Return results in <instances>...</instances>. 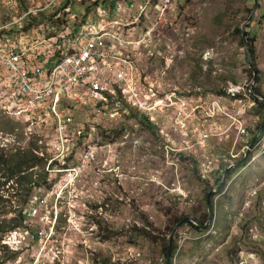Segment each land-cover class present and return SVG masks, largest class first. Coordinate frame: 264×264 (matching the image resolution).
Here are the masks:
<instances>
[{
    "label": "rangeland",
    "instance_id": "374dc122",
    "mask_svg": "<svg viewBox=\"0 0 264 264\" xmlns=\"http://www.w3.org/2000/svg\"><path fill=\"white\" fill-rule=\"evenodd\" d=\"M114 1L107 0L100 6L108 9ZM188 1H178L181 6L190 7L179 10L184 26L176 32L180 41L172 49H184L186 54L175 60L172 69L165 68L162 87L157 80L171 49L166 29L152 33L147 46L125 51L142 54V78L150 80L146 86L163 89L170 82H179L181 85L175 84L186 92L188 104L201 106V113L188 122L191 129L209 131L210 137L199 146L190 136L187 145L195 146L205 157L191 155L184 149L186 138L172 125L176 111L174 117L172 110L165 112L171 116L168 118L161 117L159 112L140 117L127 110L122 117H104L95 123V133L79 138L75 161L68 155L59 159L67 164L50 165L55 156L51 149L53 135L26 136L16 131L24 125L0 110L1 183L10 175L7 161H13L15 156L20 160L33 152L48 160L45 169L38 164L25 170L26 174H34L29 185L19 187L16 183L20 175H15L11 181L15 185L2 189V195L13 204L9 220L18 215L17 210H24L26 218L13 236L22 250L0 243V264H264V142L258 146L259 141L252 142L254 134L264 139V125L258 128L264 124V115L253 100L262 99L264 103V92L262 95L254 90L256 86L264 90V59L259 55L257 42L254 43L261 71V82L257 84L259 73L257 70L255 79L245 43L247 40L251 47L247 38L250 32L264 47V21L253 20L244 37L236 29L248 22L253 0ZM51 2L0 0V48L6 47L7 42L22 49L37 40L38 28L25 29L30 26V15L20 17L27 10L37 16L43 14L37 20L49 21V11L66 2L62 7L72 4L71 13L63 9L58 14L72 24L76 16L80 19L95 8L88 11L92 5L87 1L81 5L78 0H58L55 8L46 10L49 14L37 11ZM259 4L258 12L262 14V0ZM155 16L152 13L145 17L146 24H139L131 35L125 33L126 38H144L146 30L155 23ZM45 31L56 37L62 34L56 29ZM71 34L77 38V33ZM98 77L88 75L85 86L75 87L64 101L85 94ZM148 87L144 90L148 91ZM233 90H237L235 96ZM76 110V123L72 126L80 127L86 121L84 118L83 123L78 122L77 115L83 110ZM158 121L165 124L159 127L155 124ZM93 141L98 146L88 148ZM82 154L92 159L88 165L75 164ZM248 158L256 161L247 166ZM203 161L205 165L200 164ZM24 200L30 206L24 208ZM210 200L217 204V226L215 221L208 226L209 218L204 223ZM55 214L58 230L49 226L48 216L53 218ZM187 221L197 226L202 223L203 232L193 230ZM138 228H146L152 238L141 236ZM39 229H47L42 231V241H49L44 251L39 242H30L26 234ZM205 230L208 231L204 233ZM8 235L0 232V242ZM166 247L169 263H165Z\"/></svg>",
    "mask_w": 264,
    "mask_h": 264
},
{
    "label": "built area",
    "instance_id": "2783aa9c",
    "mask_svg": "<svg viewBox=\"0 0 264 264\" xmlns=\"http://www.w3.org/2000/svg\"><path fill=\"white\" fill-rule=\"evenodd\" d=\"M78 1H87L95 8L94 11L86 12L80 18L84 23L79 28L77 38L70 42L73 53L60 61L47 54L42 59L36 60L32 53L46 43H49L48 47L55 53L53 48L56 47V41L65 36L63 32L53 39V44L39 34L37 40L26 45V49L12 47V43L7 42L6 47L0 48V110L4 115L19 120L24 125L23 129L18 127L16 131H22L26 136H32L34 133L53 135L51 149L55 156L50 163L53 164L68 155H71L75 161L76 150L79 149L78 139L85 134L95 133L97 127L95 123L101 122L108 116L122 117L127 110H132L140 117L152 116L155 112H159L161 117L171 118L165 112L172 110L170 113L172 116L173 111H176V120L172 125L178 134L186 138L184 149L191 155L201 154L200 158H204L205 155L198 152L195 146L187 145V138L190 136L198 141L199 146H203L210 137L209 131L195 127L191 129L188 122L201 113V106L191 107L188 104L186 92L178 88L177 84L181 85L179 82L166 83L168 86L163 89H158L157 85L146 86V82L150 80L142 78L140 71L142 54L139 51H132L133 53L125 51L147 46V40L152 33L166 29V38L171 49L170 56L165 59L166 67L160 70V77L157 80L162 87L165 83L161 80L167 74L166 69H172L175 60L182 59L186 54L184 49L180 51L172 49L180 41L176 32L184 26L180 23L179 10L190 6L179 5V0H115L113 6L103 9L100 4H105L107 0ZM262 1L264 3V0ZM57 5L58 0H52L46 8L37 11L53 9ZM65 11L71 13L72 4H68ZM32 13L36 12L27 10L20 17L24 18ZM152 13H156L155 23L148 31L146 30L144 38L135 41L126 38L125 33L131 35L132 31H137L139 27L137 29L135 27L145 23L144 18ZM59 17L61 16L58 14L56 19ZM144 26L141 29L145 28ZM130 27L134 28L126 30ZM90 74H97L99 77L89 88L85 87L87 92L82 96L74 95L64 101V97L70 95L75 87L85 86L86 78ZM145 87H148V91L144 90ZM235 91L237 90H233V96L236 95ZM77 108L83 110L77 115L78 122L83 123L84 118L86 121L80 127L77 124L72 126V123H76ZM155 124L161 127L165 122L158 121ZM129 135L127 133L125 137L128 138ZM164 135L170 138L169 134ZM262 142L264 139L256 146ZM94 145L95 141L88 148H96L98 142ZM91 160L82 154L76 159L75 164L88 165ZM203 165H205L204 161ZM48 218L49 226L55 229L58 216L55 214L53 218L49 216ZM30 231L26 233L30 242H39V248L41 250L43 248L44 251L49 241H42V231L47 229ZM48 232L45 237L48 236ZM15 234L16 230L10 232L3 238L2 243L13 249L22 250L21 245L15 242L13 237Z\"/></svg>",
    "mask_w": 264,
    "mask_h": 264
},
{
    "label": "trees",
    "instance_id": "16d2710c",
    "mask_svg": "<svg viewBox=\"0 0 264 264\" xmlns=\"http://www.w3.org/2000/svg\"><path fill=\"white\" fill-rule=\"evenodd\" d=\"M66 2H69V1H66ZM66 2H64L60 7L58 6L54 11H49L50 15L52 14L49 21H47L45 19L37 20V17H40L43 14H39V16H37L36 14H31L32 17L29 16L28 22H29L30 26L29 27L27 26L25 29L27 30L28 28H33V27L38 28V31H39L38 35L40 34L41 37H46L47 40H50V44H53V39L56 37V35L55 36L53 34L49 35L48 32L45 31V29H47V30L56 29V30H60L61 32H63L65 34V36L60 37L59 40L56 41V43H55L56 47L53 48V50H55V53H53L51 48L48 47V46H50L49 43H46L43 46H41L40 48L33 51L32 55H33L34 59L40 60L44 57L45 54H47V55H50L52 58H55L57 61H60L65 56H68L69 54L73 53V50L70 46V42L74 39V36L71 34V31L73 34L78 33L79 28L84 23V20L80 21V19L77 17V18L72 19L74 21V23L70 24V21L67 17L62 16L58 19H55L57 17L58 13L61 10L65 9L67 7V5L69 4V3H67V5L65 7H62ZM80 4H81V2H80ZM92 8H93V6H90L88 8V11ZM257 9H258V4H257ZM41 12H46V10L41 11ZM52 12H54V13H52ZM49 13H47V14H49ZM44 15H46V14H44ZM85 19H86V16H85ZM255 19H256V17L253 20H255ZM250 24L248 25V28L250 27ZM70 25L73 27L71 30L69 27ZM64 28L66 30L69 29V31L65 32L66 30H62ZM236 33L242 34V28H237ZM247 38H248L249 42L251 43L250 50L252 53L253 63H254V65H255L256 69L258 70V73H259L258 74L259 80L257 81V84H260V82H261L260 81L261 71L258 69L257 58H256V48L254 45V43H256V40L254 38H252L250 32H247ZM241 41L242 42L244 41L243 37L241 38ZM254 90L257 93L262 94L260 86H256L254 88ZM253 100L255 102V105L260 106L257 110L260 112V114L262 113L264 115V112H262L264 110V103L261 102L260 100H258L257 98L256 99L254 98ZM263 125L264 124H260V126L258 128H261ZM104 134H105L104 136H108V134H106V133H104ZM256 136H257V134H254L252 136V138H256ZM252 142H254V140H252ZM13 156H15V155H13ZM26 157L27 158L18 160V157L15 156L13 161H11V162L7 161V163L9 164L8 170H10V175L8 177L5 176L6 177L5 183H1V181H0V232L1 233H6L9 230L18 227L20 224L23 223V220H25V218H26V213L24 214V212H23L24 210H17L16 209L18 212V215L15 218H12L9 220L10 214L14 211L13 204L11 205V203H12L11 199H5L4 195H2L3 194L2 189L5 186H9L10 184H14L11 181H12L13 177H15V175H20L18 183H16V184H18L19 187L23 186L26 183L29 185L34 178V174L33 173L26 174L25 170L28 171L30 169H34V167L38 164H41L42 169H45V167L47 165L46 161H44L43 158H40L39 156L33 154V152L31 153L30 156H26ZM55 164L56 165H58V164L65 165L67 163L56 162ZM27 175H29V176L27 177ZM42 180H43V177L39 179V181H42ZM30 189L31 188H29V191H30ZM29 197H31V196L29 195ZM216 205L217 204L214 201H212V200L209 201V206H208L209 210L206 213V215L203 216L204 223L208 220L210 215L211 216L214 215V207ZM25 206H29V202L25 203V200H24L23 207L25 208ZM187 224H189V226L193 230L198 231V232H203V228H202L203 224L202 223H201V226H197L193 222L187 221ZM216 225H217V221H216ZM137 230L139 231L138 233L141 234V236H144L146 238H152L151 233L148 232L146 230V228H138ZM205 231H207V230H205ZM164 253H165L166 260H167L168 247H166ZM6 255H8V254H6Z\"/></svg>",
    "mask_w": 264,
    "mask_h": 264
},
{
    "label": "clouds",
    "instance_id": "9594fccd",
    "mask_svg": "<svg viewBox=\"0 0 264 264\" xmlns=\"http://www.w3.org/2000/svg\"><path fill=\"white\" fill-rule=\"evenodd\" d=\"M253 2H254V8L252 9V14H251V16L249 17V19L253 16V19L256 17V19L255 20H263L264 21V12L262 13V14H260L261 12H258V11H260L259 9H257V4H258V6L259 7H261L260 6V4H259V0H253ZM262 3H263V1H262ZM264 4V3H263ZM259 18H261V19H259ZM248 19V20H249ZM253 19L251 20V22L253 21ZM250 22V23H251ZM249 23V24H250ZM248 24V25H249ZM248 25H246V27H248ZM246 33V32H245ZM242 35L244 36V34H243V30H242ZM246 35V34H245ZM256 42H257V40H256ZM256 44V43H255ZM246 48H247V46H246ZM251 48V47H250ZM247 52H248V50H247ZM250 52H251V50H250ZM251 57H252V53H251ZM253 60V59H252ZM254 65V64H253ZM255 67V66H254ZM250 68H251V65H250ZM252 69V68H251ZM253 70V69H252ZM254 71V70H253ZM261 91H262V89H261ZM262 92H264V90L262 91ZM230 93V92H229ZM231 94V93H230ZM232 95V94H231ZM263 95V94H262ZM263 98H264V96H263ZM262 99H260V101H261ZM261 102H263V100L261 101ZM137 118V117H136ZM252 140H254V141H256V142H258V141H260V139H258V138H252ZM35 154V153H34ZM35 155H37V154H35ZM37 156H39V155H37ZM40 157V156H39ZM40 158H43L44 159V157H40ZM45 160V159H44ZM48 162V160L46 161V163ZM53 164H55V163H53ZM200 164H203V162H201ZM50 165H52V164H50ZM30 206V205H29ZM17 228H19V227H16V228H13V229H11V230H9L8 232H6V233H10V232H13L14 230H16ZM3 240V239H2ZM2 240H1V244H3L2 243Z\"/></svg>",
    "mask_w": 264,
    "mask_h": 264
},
{
    "label": "bare ground",
    "instance_id": "6f19581e",
    "mask_svg": "<svg viewBox=\"0 0 264 264\" xmlns=\"http://www.w3.org/2000/svg\"><path fill=\"white\" fill-rule=\"evenodd\" d=\"M189 2V1H188ZM82 5V4H81ZM83 7V6H82ZM259 7V6H258ZM263 9V8H262ZM39 14V13H38ZM52 15V14H51ZM30 17H32L31 15H30ZM51 17V16H50ZM28 18V17H27ZM41 18V17H40ZM56 19V18H55ZM24 23V22H23ZM57 23V22H56ZM26 24H28V23H26ZM60 27V26H59ZM58 28V27H57ZM4 29V28H3ZM31 31V30H30ZM253 162H255L254 160H252L249 164H247V162H245L246 163V165L248 166V165H250L251 163H253ZM242 170H244V168L242 169ZM216 208V206L214 207V215L213 216H211L210 215V217H209V222H208V226H211V224H213V222H214V226H217L216 225V221H217V217H218V210H216L215 209ZM216 212V213H215ZM209 230V229H208ZM207 230V231H208ZM207 231H205V232H207ZM204 232V233H205ZM165 259H166V257H165ZM237 260V259H236ZM229 261V260H228ZM237 261H239V260H237ZM169 263V260H168V258H167V260L165 261V263ZM233 262V261H232Z\"/></svg>",
    "mask_w": 264,
    "mask_h": 264
},
{
    "label": "water",
    "instance_id": "95a60500",
    "mask_svg": "<svg viewBox=\"0 0 264 264\" xmlns=\"http://www.w3.org/2000/svg\"><path fill=\"white\" fill-rule=\"evenodd\" d=\"M253 19V16L248 20V22L244 25V27L242 28V30H243V34H244V37L246 36L245 35V29H246V25H248L250 22H251V20ZM245 43H246V46H247V50H248V58H249V61H250V65H251V68L254 70V73H255V79L257 78V69L254 67V65H253V62L251 61V52H250V46H249V44H248V42H247V40L245 41ZM252 86H253V84H252ZM250 88H251V86H250ZM252 92H253V90H252Z\"/></svg>",
    "mask_w": 264,
    "mask_h": 264
},
{
    "label": "crops",
    "instance_id": "0c3cea01",
    "mask_svg": "<svg viewBox=\"0 0 264 264\" xmlns=\"http://www.w3.org/2000/svg\"><path fill=\"white\" fill-rule=\"evenodd\" d=\"M257 46L259 47L258 49V52H259V55H263V59H264V54H262V53H264V47H263V45L260 43V40H258L257 41ZM261 53V54H260Z\"/></svg>",
    "mask_w": 264,
    "mask_h": 264
},
{
    "label": "flooded vegetation",
    "instance_id": "af4514ba",
    "mask_svg": "<svg viewBox=\"0 0 264 264\" xmlns=\"http://www.w3.org/2000/svg\"><path fill=\"white\" fill-rule=\"evenodd\" d=\"M256 138H257V136H256ZM253 143L256 144V141H254ZM252 160L256 161L255 158H248V159L246 160L247 164H249Z\"/></svg>",
    "mask_w": 264,
    "mask_h": 264
}]
</instances>
